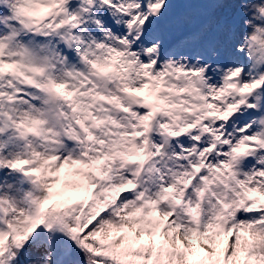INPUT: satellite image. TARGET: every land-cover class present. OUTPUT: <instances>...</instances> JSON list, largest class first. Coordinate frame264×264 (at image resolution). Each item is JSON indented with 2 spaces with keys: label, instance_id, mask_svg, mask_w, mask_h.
<instances>
[{
  "label": "rangeland",
  "instance_id": "obj_1",
  "mask_svg": "<svg viewBox=\"0 0 264 264\" xmlns=\"http://www.w3.org/2000/svg\"><path fill=\"white\" fill-rule=\"evenodd\" d=\"M40 1L0 0L2 63L16 54L22 68L40 67L44 54H49L54 64L50 76L80 88L74 100L66 105V122L71 132L80 139L77 119L95 110L103 128L92 132L94 157L113 156L114 150L122 156L129 153L130 128L139 124L140 115L119 112L117 103L123 100L125 85L143 83L152 58L151 46L146 48L150 44L148 39L137 45L126 34L136 0L71 1L68 14L74 18L77 43L70 56L63 52L61 32L48 38H25L17 32L10 18L16 9H9V5L31 6ZM160 1L161 11L168 20L165 28L167 39L178 34L187 38L168 49L160 64L159 70L165 73L162 76L167 74L171 92L166 94L170 96L169 108L156 121L157 131L152 136L154 165L143 174L142 187L125 195L113 211L99 218L96 225L119 242L127 238L125 233H120L121 228L125 231L129 227L136 229L137 235L147 243V253L154 244L152 241L157 239L156 236L155 239L151 237L148 215L150 211L160 209L166 218H170L168 226L171 224L174 233L181 238L179 241L166 235L163 241H154L164 247V257L171 264H193V257L188 259V249L201 254H205L206 249L211 254L225 252L226 260L220 259V264H264V213L251 212V205L258 200L256 196L264 195V90L261 111L247 134L242 130L244 123L240 119H235L227 127L222 126L217 118L206 119L209 113L203 105L207 101L212 113L220 108L224 99L222 85L232 84L229 72L237 69L238 56L243 53L251 51L259 57L256 71L247 68L251 71L248 80L264 75V0ZM178 1L181 5L177 4ZM128 10L131 13L129 18L123 13ZM202 15H205L204 22L211 20L206 33L203 29L199 34H189L188 22ZM141 32L137 30L138 35ZM244 40L252 45L253 50ZM225 57L233 60V65L228 66ZM117 60V73L108 79L96 75L95 63L115 64ZM122 67L127 69L126 73ZM181 68L187 73H181ZM193 68L202 72L199 70L200 74L194 75L190 72ZM123 74H128L130 81H124ZM10 78H1L0 81V212L1 208L8 211L10 225L14 228V242L11 252H5L2 244L5 226L0 214V264H51L50 253L60 251H53L52 243L61 235H56L54 227L52 233H45V238L34 242L31 232L45 213L41 205L57 169L65 166L69 170V185L75 189L82 165L70 145L63 144L57 137L52 124L53 109L44 90L17 94L12 84L22 86ZM248 80H242L237 87H244ZM85 81L88 85L83 84ZM172 87L180 94L173 93ZM240 90L237 88L232 93L233 102L240 97ZM2 91L7 95L2 96ZM102 95L109 98L108 103H103ZM96 100L100 103L96 104ZM173 118H178L185 125L205 118L212 135L202 144L196 140L201 138L204 130L172 140L165 135L164 129L173 127ZM35 123L41 136L22 139L24 129ZM6 125L13 129L4 133L2 129ZM214 137L223 139L215 151L209 147ZM25 153L37 160L31 168L19 173L13 162ZM182 153L187 157L183 158ZM54 156L59 158L54 160ZM200 162L206 163L203 175L190 190H184L182 184L189 180L192 164ZM35 168L39 171L32 174ZM109 168L112 175L103 187L119 189L131 183L133 169L124 161L111 164ZM201 188H206L207 195L201 194ZM174 195L183 197L185 203L176 206ZM163 197L167 198L166 203L162 201ZM224 205H230V210H224ZM61 207L58 204L52 212ZM83 213L80 211L64 228L74 233L75 226L83 221ZM253 227L257 230L253 231ZM225 233L227 235L223 237ZM172 242H176L175 246H171Z\"/></svg>",
  "mask_w": 264,
  "mask_h": 264
},
{
  "label": "trees",
  "instance_id": "obj_2",
  "mask_svg": "<svg viewBox=\"0 0 264 264\" xmlns=\"http://www.w3.org/2000/svg\"><path fill=\"white\" fill-rule=\"evenodd\" d=\"M94 234V244H99L101 248L95 249L89 244L79 245L74 259L87 264H139L138 258H127L128 253H124L123 248H118L114 241L105 240L99 234Z\"/></svg>",
  "mask_w": 264,
  "mask_h": 264
},
{
  "label": "bare ground",
  "instance_id": "obj_3",
  "mask_svg": "<svg viewBox=\"0 0 264 264\" xmlns=\"http://www.w3.org/2000/svg\"><path fill=\"white\" fill-rule=\"evenodd\" d=\"M126 15L129 16V14L126 13ZM232 62H229L228 61V65H231ZM249 77L248 74H246L245 78ZM253 231L257 230V228L253 227L252 228ZM166 233L169 235V237H173L175 240H178L179 239V236L177 234L174 233L173 231V227L172 226H166V229H165ZM172 240V239H171ZM176 242H172L171 243V246H175ZM234 245V244H233Z\"/></svg>",
  "mask_w": 264,
  "mask_h": 264
}]
</instances>
